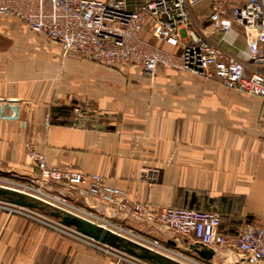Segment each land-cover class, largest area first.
I'll return each mask as SVG.
<instances>
[{
    "label": "crops",
    "instance_id": "1",
    "mask_svg": "<svg viewBox=\"0 0 264 264\" xmlns=\"http://www.w3.org/2000/svg\"><path fill=\"white\" fill-rule=\"evenodd\" d=\"M144 1L128 0L129 7ZM209 8L205 1L195 11L206 15ZM198 30L246 57L238 26L227 35L233 46L221 42L209 23H199ZM80 56L63 54L59 44L22 20L0 16V169L30 176L34 170L25 143L32 141L51 165L99 173L139 201L217 211L222 240L213 247L131 224L168 244H182L201 259L247 264L237 239L248 218L264 221V100L163 64L149 79L138 65L114 69ZM76 103L85 106L78 114L72 111ZM144 165L164 167L168 184L139 181ZM60 190L82 204L101 205L80 191ZM0 264L128 263L0 207Z\"/></svg>",
    "mask_w": 264,
    "mask_h": 264
},
{
    "label": "built area",
    "instance_id": "2",
    "mask_svg": "<svg viewBox=\"0 0 264 264\" xmlns=\"http://www.w3.org/2000/svg\"><path fill=\"white\" fill-rule=\"evenodd\" d=\"M205 1L210 5L209 12L196 13V7ZM0 16L22 20L33 32L59 44L63 54L76 52L114 69L127 64L138 65L150 79L163 64L218 79L227 88L264 100V0H145L135 9L129 7L128 0H0ZM199 23H209L212 33L220 34V41L232 46L235 43L227 35L238 26L245 39L246 51L242 52L246 57L209 40L198 30ZM156 41L178 46V50H167ZM73 110L78 114L81 107L76 103ZM28 154L39 169L38 178L43 181L65 183L76 189L86 183L88 187L80 189L82 193L114 205L126 216L158 223L162 232L175 229L205 247H213L222 240V216L217 211L168 206L154 213L151 206L132 199L123 188L107 183L99 173L48 167L44 156L31 147ZM0 187L84 218L115 235L130 240L135 237L138 241H133L148 250L169 256L159 240L144 239L133 229H125L91 210L68 204L71 197L64 192L54 196L26 184H0ZM0 206L33 214L42 223L104 253L128 255L118 247L50 219L35 208L4 199H0ZM237 246L247 264L264 262V221L248 218L238 235Z\"/></svg>",
    "mask_w": 264,
    "mask_h": 264
},
{
    "label": "rangeland",
    "instance_id": "3",
    "mask_svg": "<svg viewBox=\"0 0 264 264\" xmlns=\"http://www.w3.org/2000/svg\"><path fill=\"white\" fill-rule=\"evenodd\" d=\"M80 58H83V57L80 56ZM141 74L143 76L147 77L142 71H141ZM77 104H79V106L81 107L80 112H82L83 108L85 107L84 104L83 103H77ZM73 107H74V105H73ZM72 111L74 112L73 109H72ZM30 147L34 151H36V152H38V153H40V154H42L44 156L46 164H47L48 167L70 168V169L74 170V168H72L70 166L51 165L49 163L47 154L44 151L39 150L32 141H28V142L25 143V151H26V154H27L28 158L30 159V161L32 163V167H33L34 172L30 176H28V175H25V174H20L19 172H16V171H5V170L0 169V184H4V185L26 184V185H29L31 187L42 189L46 193H48L50 195H54V196H58L60 194V192H62L60 190V188H62V189L66 188V189H69V190L72 189V190H76L78 192L80 191L79 192L80 194L86 195V194L82 193L81 190H80V189L84 190V188L88 187V184H86V183L83 184L79 189H76V187L67 186L65 183H56V182H52V181L46 182V181H43L40 178H38L39 175H40L39 169L36 167L34 161L29 157V154H28V152L30 150ZM165 171H166V169H164V167L163 168L162 167L159 168V167H151V166L144 165L139 170V175H138L139 177L138 178H139V181L147 183L150 186H152L153 184H156V183H166V184H168V180L164 178ZM180 182L181 181H178V180L175 181L176 184H178ZM169 183H174V182L170 181ZM64 194L69 196L66 193H64ZM128 195L130 196L129 193H128ZM86 196H89V195H86ZM92 198L98 200L95 197H92ZM131 198L134 199L133 197H131ZM176 198L178 200L182 199L181 198V190L179 189V187H177V190H176ZM32 199H34V198H32ZM135 200H137V199H135ZM6 201H8V200H6ZM9 202H11V201H9ZM100 202H101V205H99V206H90L87 203L86 204H82V203L78 202L77 200L73 199L72 197L68 199V204H71L73 206H78V207H81V208H84V209L91 210L94 213H96L97 215H99L100 217H104V218L108 219L112 224H116L118 226H123L125 229H128V230L129 229H133L136 233L141 234L144 237V239L146 238V239H149V240H159L160 244H162L166 248V250L164 249V253L168 254L169 256H165V255H162V254H160V255L163 256V257H168L169 259L174 261L176 264H231V262H232V259H230L229 261H224L223 259H219V258H215L213 260L211 259L210 261L209 260H205V259H201L198 255L195 256L192 253H190L189 250H186L185 246L182 245V244H181L180 247H178V246H176L174 244H168V243L164 242L161 238L142 233L141 231H138L136 228H134L132 226L131 221H136V222H139V223H143V224H146V225H148L150 227L156 228L160 232H162V231L158 228V225H157L158 223H148L146 220L141 219L139 217L126 216L125 214L121 213L120 210H117L114 205L108 204V203H104L102 201H100ZM140 202H142V201H140ZM41 203H43V202H41ZM142 203H145V204L151 206L150 209L153 208L151 210L154 213H157V212L161 211L164 207L176 206V205L156 206V205H153V204H151L149 202H142ZM45 205H47V207H46L47 211H44V210H41V209H38V208H35V209L38 210L40 213H43L46 216H48L50 219L59 221L58 218H56L54 216H51L50 213H49L50 211L54 210V208L52 206L48 205V204H45ZM0 207L5 209V210H7L10 213H14V214H17V215H20V216H23V217H27V218H30V219H33V220H37V218H35L33 216V214L32 215H28V214H24V213H21V212L19 213L17 211H13V210H10V209H6V208H4L2 206H0ZM103 207H109L108 208L109 211L107 212V210H105V209L103 210ZM176 207H179V206H176ZM107 214H109L110 217L107 216ZM38 221H40V220H38ZM165 232H169L170 236H172V237H176V236L181 237L180 232H178L175 229H168ZM124 235H125V233H124ZM119 237L122 238L123 240L131 241V242H133V243H135L137 245L142 246L141 244L136 242V241H138V239L135 238V237H132V238H133V240H136V241L130 240L128 238H124L122 236H119ZM219 242H221V241H218L215 245L218 246L220 244ZM119 246L116 245L115 247H118L123 252L127 253L128 255H132L134 257H130V256L127 255L126 256L127 259H126V257H124V256L123 257L122 256L119 257V256H117L115 254H112L111 256L113 258H115L118 262H126L128 264H146V262H148L149 264H161V263L156 262V261H150V260H147V259H142V258H140V257H138L136 255H133L125 247H122L121 245H119ZM137 251H139V250H137ZM137 258L140 259L141 261H139Z\"/></svg>",
    "mask_w": 264,
    "mask_h": 264
},
{
    "label": "water",
    "instance_id": "4",
    "mask_svg": "<svg viewBox=\"0 0 264 264\" xmlns=\"http://www.w3.org/2000/svg\"><path fill=\"white\" fill-rule=\"evenodd\" d=\"M0 194L10 195L11 197H13L12 199L9 198H1V199L11 201L18 205L27 206L30 208H38L41 210L45 209L44 206H40L39 201L31 199L22 193L0 188ZM49 213L51 216L58 218L63 224L75 228L80 233H83L101 242L108 243L110 245H114V246L121 245L122 247H125L128 251H130L133 255H136L142 259L156 261L161 264H176L168 257H163L160 254L154 253L148 250L146 247L137 245L131 241L123 240L118 235L113 234L110 230L103 228L95 223H92L84 218L73 215L71 213L60 211L58 209H54ZM205 254L210 257L213 255V251L207 249L205 251Z\"/></svg>",
    "mask_w": 264,
    "mask_h": 264
},
{
    "label": "trees",
    "instance_id": "5",
    "mask_svg": "<svg viewBox=\"0 0 264 264\" xmlns=\"http://www.w3.org/2000/svg\"><path fill=\"white\" fill-rule=\"evenodd\" d=\"M57 109H59V108H57ZM60 110V109H59ZM0 198H9V199H12L13 197H11L10 195H3V194H0ZM39 204H40V206H44L45 207V209H44V211H47L46 210V207H47V205H45L44 203H41V202H39ZM118 244V243H117Z\"/></svg>",
    "mask_w": 264,
    "mask_h": 264
}]
</instances>
